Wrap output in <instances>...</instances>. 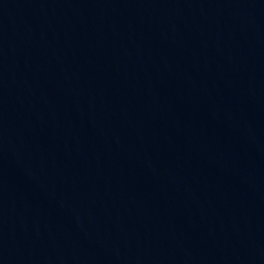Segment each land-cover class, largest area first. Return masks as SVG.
I'll list each match as a JSON object with an SVG mask.
<instances>
[{
    "label": "water",
    "instance_id": "95a60500",
    "mask_svg": "<svg viewBox=\"0 0 264 264\" xmlns=\"http://www.w3.org/2000/svg\"><path fill=\"white\" fill-rule=\"evenodd\" d=\"M0 264H264V0H0Z\"/></svg>",
    "mask_w": 264,
    "mask_h": 264
}]
</instances>
